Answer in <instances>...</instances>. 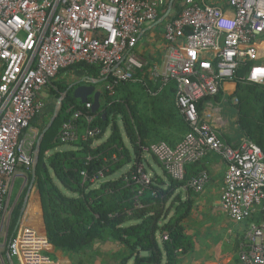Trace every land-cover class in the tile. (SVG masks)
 <instances>
[{
	"label": "built area",
	"instance_id": "2783aa9c",
	"mask_svg": "<svg viewBox=\"0 0 264 264\" xmlns=\"http://www.w3.org/2000/svg\"><path fill=\"white\" fill-rule=\"evenodd\" d=\"M184 1L185 8L166 23L168 52L163 68L152 71L151 81L163 87L175 84L176 102L190 131L175 147L160 142L144 150L177 182L186 181L188 165L217 153L228 166L222 207L233 221L247 222L264 205V153L249 139L238 147L225 143L199 102L219 96L226 83L238 80L247 62L253 64L244 81L264 86L258 47L264 39V0H224L225 9ZM158 17L157 4L150 0H0V264H53L45 253L48 238L39 231L19 224L16 237L8 238L13 213L8 181L20 169L33 171L41 135L32 123L47 105L46 89L62 70L83 63L100 68L110 96L121 84L138 81L136 72L146 68L135 54L139 36ZM56 102L61 110L63 103ZM86 108L92 110L93 103ZM68 112L73 118L60 133L63 142L78 139L75 122L82 116L89 125L96 118L74 107ZM95 134L98 129L87 130L83 139ZM154 178L145 166L127 177V186L140 188L136 209L144 207L139 198ZM208 180V174L201 173L186 185L201 192ZM104 181V172L91 179ZM240 261L264 264V225L250 226Z\"/></svg>",
	"mask_w": 264,
	"mask_h": 264
},
{
	"label": "trees",
	"instance_id": "16d2710c",
	"mask_svg": "<svg viewBox=\"0 0 264 264\" xmlns=\"http://www.w3.org/2000/svg\"><path fill=\"white\" fill-rule=\"evenodd\" d=\"M252 64L247 62L238 72L236 108L244 137L264 153V86L244 81ZM71 69L84 71L97 82L90 85L102 88V109L99 112L87 110L86 104L75 98L74 89L62 85L58 78L46 89L55 102L64 94L66 96L59 116L42 142L37 166L38 197L49 244L70 256L74 264H95L94 261H101V264H177L179 253L192 249L183 225L190 210L186 205L177 206L178 199L170 202L171 190L180 184L185 186L199 174L191 168L195 165L187 167L185 182L174 181L166 173L165 178L156 176L154 184L139 198L143 208H135V197L140 188L127 186L126 182L127 177L141 166H145L147 172L151 170L145 148L180 134L184 140L189 133L188 123L172 110L176 102L175 86L172 84L156 97L148 95L147 86L155 92L157 87L149 80V70L145 69L136 72L138 81L121 84L110 97L100 79L98 66L78 64L62 70L58 76ZM209 100L199 102L200 110ZM55 102H47L32 123V127L41 129L40 135L54 115ZM166 106L171 108L167 116ZM71 107L96 118L94 124L89 125L86 117L82 116L75 122L78 139L63 142L60 133L73 118L68 112ZM47 116L50 119L44 124ZM166 117L167 126L171 129L169 136H166ZM119 119L128 144L118 124ZM40 121L44 126L39 124ZM96 129L99 134L83 139L87 130ZM109 130L110 135L106 139ZM129 167L130 170L120 178H114ZM100 172H104L106 181L92 183L91 179ZM83 173L88 174L87 180ZM166 176L170 185L167 190ZM22 206L23 201L12 216L9 240L16 237ZM249 223L264 225V205L256 209ZM107 244L114 248L103 249L102 246ZM142 252H148L149 256L143 257Z\"/></svg>",
	"mask_w": 264,
	"mask_h": 264
},
{
	"label": "crops",
	"instance_id": "0c3cea01",
	"mask_svg": "<svg viewBox=\"0 0 264 264\" xmlns=\"http://www.w3.org/2000/svg\"><path fill=\"white\" fill-rule=\"evenodd\" d=\"M150 1L157 4L159 17L157 21L146 25L142 29L137 47L135 49V54L139 61L146 65L145 69L149 70V80L151 81L152 71L156 67H159L160 69L163 68L168 52V47L164 37L166 23L179 15V13L185 8V1ZM198 3H207L223 9L227 6L224 0H198ZM258 47L261 54V61L264 62V39H261L260 42H258ZM89 78L90 77L84 71L71 69L66 71L61 76H58L57 81L62 83V85L70 87L75 84L90 85V83H97L94 79ZM84 82L87 83L84 84ZM151 82L157 87V91L155 92L152 89H148L147 86L146 93L154 97L160 95L161 93L163 94L165 89L173 84L170 83L163 87L161 83L155 84L153 81ZM141 83H143V80ZM173 85L175 86V84ZM96 89L102 96V88ZM237 91L238 82H228L225 84L222 93L216 98L207 101L204 106V112L211 115V122L218 128L221 139L232 147H238L244 139H247L244 137L239 125V112L236 108ZM43 97L48 103L55 102V99L51 98L46 91ZM91 99L93 100L92 96L90 97V100ZM169 108L170 107L166 106V116L171 109ZM172 110H174L175 115H182L177 102L174 103ZM167 119L168 118L166 117V136H169V134H171V129L167 126ZM182 141L183 139H181L180 134L169 138V141H166L165 143L170 146H177ZM147 156H149L148 153L146 155V159ZM153 160L155 166L160 169V171H157L148 161L153 175L155 177L158 176L165 178V172L162 165L157 163L154 157ZM190 166H193L191 168L198 172V175L201 173H207L209 180L201 192H197L187 187V185L184 186L182 184L171 190L172 197L170 202L178 199L177 206L186 205L190 210L189 215L183 221V225L191 240L192 249L187 253H179L177 264H242L240 261V249L241 245L245 242V237L252 224L249 223V220L241 223L233 221L222 207L221 201L226 190L228 180V166L226 161L217 153L211 152L199 163L188 165L187 167ZM23 177H25L24 179L26 182L25 171L20 169L15 178L8 181L10 191L9 204L13 212L12 216L14 211L20 207V203L23 201L19 219L20 225L23 228L37 230L42 236L46 237V224L41 202L38 197L37 182L35 183V188L33 187L31 192H29L30 186L26 188L24 183L22 189L18 192L16 197L14 198L13 196L17 180L19 178L23 179ZM169 187V181L166 176V190L169 189ZM26 199H28V202L26 208H24ZM174 211L175 206L172 209V215L174 214ZM102 248L109 250L114 247L107 244L103 245ZM45 253L47 255L54 254L55 260L52 261L53 264H74L70 256L66 255L61 250H57L51 244L45 249ZM4 255L6 254L4 253Z\"/></svg>",
	"mask_w": 264,
	"mask_h": 264
},
{
	"label": "water",
	"instance_id": "95a60500",
	"mask_svg": "<svg viewBox=\"0 0 264 264\" xmlns=\"http://www.w3.org/2000/svg\"><path fill=\"white\" fill-rule=\"evenodd\" d=\"M166 18V16H165ZM71 88L74 89V96L76 99L80 100L82 103L86 104L90 101V97H93V112H98L101 110V93L96 89L95 86L93 85H83V84H75L74 86H72ZM59 104L63 103V99H59L58 100ZM60 113V108L56 107L55 111H54V115L52 117V119L50 120L49 124L47 125V127L44 129L43 133L40 136V139L38 141L37 147H36V153H35V164L33 167V173H32V181L30 183V188H29V192H31V190L33 189V187L35 186V183L37 182V166L39 164V160H40V152H41V145L42 142L45 138V136L47 135V133L50 131V129L53 127L57 117L59 116ZM28 199H26L25 204H24V208H26ZM20 224V221H19ZM46 237H47V233H46ZM48 238V237H47ZM142 256L143 257H148L149 253L148 252H142Z\"/></svg>",
	"mask_w": 264,
	"mask_h": 264
},
{
	"label": "rangeland",
	"instance_id": "374dc122",
	"mask_svg": "<svg viewBox=\"0 0 264 264\" xmlns=\"http://www.w3.org/2000/svg\"><path fill=\"white\" fill-rule=\"evenodd\" d=\"M50 114H51V113H50ZM50 114H48V115H50ZM49 119H50V117L47 116L46 119L43 120L44 124H46L47 121H48ZM43 122L40 121L39 124H40L41 126H44ZM118 124H119V126L121 127L123 137H124L126 143L128 144V142H127V140H126V138H125V134H124V131H123V125H122L120 119L118 120ZM33 128H34V127H33ZM34 129H35L36 131H40V130H41L40 128H34ZM109 135H110V130H109L108 133H107L106 139L109 137ZM38 138H39V136H38ZM147 160L150 162L151 165H153V167H155V169H156L157 171H160V169H159L157 166H155V163H154V160H153V157H152L151 154H150L149 156H147ZM24 170H25V169H24ZM128 170H130V167L127 168L125 171L120 172V173H118L117 175H115L114 178H120L121 175L124 174V172H126V171H128ZM26 172H27V173H25V176H26V182H25V179H24L25 177H23V179H22V178H19V179L17 180V183H16V185H15V187H14V191H13V196H14V198L16 197V195L18 194V192L22 189L24 183H25L26 188H28V187L30 186V172L27 171V170H26ZM32 173H33V172H32ZM34 188H35V186H34ZM27 191H28V189H27ZM10 211H11V207H10ZM49 257L51 258L52 261L55 260V256H54V254H53V255H52V254H49ZM94 263H95V264H101V261H100V262H99V261H94Z\"/></svg>",
	"mask_w": 264,
	"mask_h": 264
}]
</instances>
